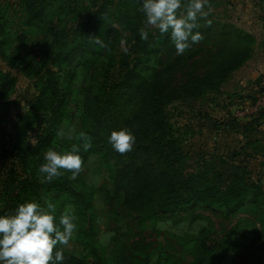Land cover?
I'll return each mask as SVG.
<instances>
[{"label":"rangeland","instance_id":"374dc122","mask_svg":"<svg viewBox=\"0 0 264 264\" xmlns=\"http://www.w3.org/2000/svg\"><path fill=\"white\" fill-rule=\"evenodd\" d=\"M38 1L40 6H46V18L41 22L27 24L21 0H0V15L3 18L0 85L7 76L14 79V87L8 89L7 98L9 101L17 100L20 104L18 108L0 110V214L8 199L14 197L20 189V183H28L32 178L35 183L44 184L41 188L44 193L36 197L28 193L30 200L42 206L50 201L56 205L57 210L64 207L62 198L56 197V187L61 182L59 177L47 183H42L39 178L38 166L43 160V153L53 147L58 151L65 149L59 146L63 142L71 144L76 134L83 131L80 114L84 90L91 85L96 75L99 78L105 75L107 62L104 60L111 57L121 60L127 56L133 61L138 57L131 46L133 28L130 30L126 27V24L138 25L144 22L137 2ZM231 3H236V7L231 6ZM62 7L65 10L60 12ZM97 10L102 11L92 19L94 24H101L97 33L92 28L73 33L71 20L87 23V16H91L88 14L96 15ZM205 11L208 15L199 22L198 29L205 38L182 54L187 57V67L181 71L185 74L177 79L213 73L210 64L218 39L204 33L210 24L222 25L226 30L228 27L235 28L248 35L252 41L251 53L248 60L235 69L217 90L205 89L196 99L173 101L165 106L166 121L170 133L176 138L181 155V179L194 175L198 179L197 186L210 185L223 189L234 175L248 184L260 187L262 190L256 202H264V0L259 3L255 0H209ZM64 22L67 40H74V43L79 44V49L77 52L69 49L62 64L51 56L42 72L47 70V75L61 73L70 69L76 60H81V63L78 65L79 73L74 78L73 94L69 98L64 117L55 127L53 143L38 153L33 150L36 136L41 130L42 133L46 132L44 130L49 126L50 117L46 108L38 107L34 102L39 81L37 78L25 77L18 69L10 68L2 54L6 53L9 59L19 54L25 59L39 60L49 38L45 30L52 25H58L60 29L64 27ZM144 27L149 34L161 35L151 26L144 24ZM106 28L117 30L119 35L115 43L108 44L107 49H101L90 42L91 35L104 40ZM157 48V44L150 48L153 50V55L148 56L151 60L143 58L149 72L159 71L167 63L169 54L177 55L168 37L163 49L156 52ZM201 49L207 53H199ZM202 55L208 59L200 63L197 58ZM192 61L196 66H191ZM31 71L35 72V69ZM146 74L148 72L141 77ZM108 76V80H119L115 70ZM135 98L134 91L121 97L123 100L132 99V102ZM20 116L26 120L18 126L20 128L17 132L18 128L14 129V126ZM17 152L27 154L24 161L16 158L14 154ZM87 154L82 159L78 181L79 191L89 203V209L82 212V219L76 217L77 228L69 245L60 246L65 253L76 256L83 254V247L75 240L76 232L91 225L104 264H116L122 245L128 244L134 254L136 251L133 246L144 242L150 245L152 254L149 261L152 264H163L165 256L170 257L166 264H194L196 256L199 258L196 245L200 239L208 247L203 264H264L263 217L256 204L249 203L250 197L238 208L232 201L224 200L210 209L197 203L185 211L157 212L153 216L144 217L146 220L141 222H135L132 216H128L125 220L133 229L130 233L120 228L119 220L125 215L123 210L117 207V213L110 212L113 206L110 200L116 197L117 182L112 178L111 171L106 170L105 162L98 152L90 150ZM7 182H10L8 188L5 187ZM69 210L72 211L69 205L63 208V211ZM133 254H127V264L145 263L143 252L137 256Z\"/></svg>","mask_w":264,"mask_h":264},{"label":"trees","instance_id":"16d2710c","mask_svg":"<svg viewBox=\"0 0 264 264\" xmlns=\"http://www.w3.org/2000/svg\"><path fill=\"white\" fill-rule=\"evenodd\" d=\"M133 1L136 4L137 0ZM21 3L27 24L44 21L47 15L46 6H40L38 0H21ZM137 5H139L138 2ZM62 10L65 8L62 7L60 12ZM95 13L96 15L88 14L91 16H87V23L79 22L76 19L71 20L73 33L88 31L91 28L94 33H97L101 24L99 22L94 24L92 19L102 11L97 10ZM2 19L0 15V37L3 34ZM142 26H144V22H140L138 25L126 24L127 29L133 28L134 36L131 46L138 57L133 61H130L127 56L121 60L112 59V57L104 60L107 62L105 75L102 78L96 75L92 79L91 85L84 90L80 120L83 131L88 132L92 138L91 147L87 150L90 149L100 154L105 162L106 170L111 171L112 178L118 184L115 188L116 197L110 200L113 202L110 212L117 213V207L119 210H123L125 215L119 220L120 228L127 229V232L131 233L133 229L125 220L128 216H132V220L135 222H141L146 220L144 217L153 216L157 212L185 211L197 203H202L210 209L220 205L224 200L232 201L238 208L244 204L247 197H250L249 203L256 204L257 209L261 211L263 217L261 222L264 225V202H256L257 195L262 190L260 187L248 184L234 175L223 189L210 185L197 186L198 179L194 175H189L185 180L181 179V155L178 151L176 138L170 133L164 111L165 106L173 101L196 99L205 89L217 90L235 69L248 60L251 53V39L235 28L228 27L226 30L222 25L210 24L204 33L208 34V37L218 39V46L215 47L210 64L213 73L177 79L185 74L181 71L187 67V57L169 54L167 63L159 71L149 72L143 58L150 54L153 55V50L150 48H154L156 44L158 46L156 52L162 50L167 37L149 34L147 41L142 40L138 31ZM66 30L65 22L64 27L60 29H58V25H52L45 30L49 38L45 42L42 56L37 61L25 59L19 54L9 59L6 53L2 54L10 68L18 69L25 77L37 78L39 81L38 84L35 80L39 87L34 94L35 100H33L38 107L46 108L50 117L48 119L49 126L44 130L46 132L42 133L43 130H41L36 136L33 150L38 153L52 145L55 127L64 117V111L70 102L69 98L73 94L74 78L79 73L78 65L81 60H76L70 69L61 73L47 75V70L42 72L51 56H53V60L56 59L62 64L69 49L73 52L78 51L79 44L74 43V40H67ZM118 35L117 30L106 28L103 36L104 41L107 44L115 43L117 41L115 38ZM205 52L201 49L199 53ZM148 58L151 60V57ZM206 59L208 58L203 55L197 58L200 63ZM191 66H196L194 61ZM32 68L35 69V72L31 71ZM112 70L119 74L118 81L108 80V75ZM145 72L148 74L141 77ZM5 78L6 80L2 79L3 84L0 85V110L8 111L11 107L18 108L20 104L17 100H8L7 91L14 87V79H9L8 76ZM47 82L48 84L45 85ZM130 91H134L136 97L133 102L132 99H121ZM108 110L110 111L105 116ZM25 120L26 118L23 119L20 116L14 129L21 126ZM19 128L16 129L17 132ZM119 128H127L136 135V144L133 150L124 154L116 152L107 142L109 131ZM73 143L79 144L80 142L75 139L71 141V144ZM71 144L63 142L59 147L69 148ZM85 151L81 148L79 154L82 159L89 155L87 154L89 151L87 153ZM20 152L14 155L24 161L27 154L23 153L22 155ZM69 174V172H65L60 176L61 182H58L56 187V197L62 198L64 203V207L58 208L56 211L57 220L67 205L71 207L79 220L82 219V212L89 209V203L79 191L78 177L73 180L70 179ZM9 185L10 182H7L5 187L8 188ZM42 186L44 184L35 183L34 178L23 185L20 183V189L14 197L8 199L1 214L11 213L19 203L26 199L30 200L27 196L28 193H31L33 197L42 196L44 193L41 190ZM93 229L89 225L77 230L75 240L83 247V254L76 256L64 252V264H104L98 252L100 247L98 248V243L94 239ZM196 247L199 250V258L196 256L194 264H203L208 247L203 239L197 242ZM133 248L136 251L134 254L128 244L122 245L115 263L127 264L125 262L127 254L129 256L132 253L137 256L143 252L146 257L144 264H152L149 261L152 252L148 243H136ZM169 260L170 257L165 256L163 264Z\"/></svg>","mask_w":264,"mask_h":264},{"label":"clouds","instance_id":"9594fccd","mask_svg":"<svg viewBox=\"0 0 264 264\" xmlns=\"http://www.w3.org/2000/svg\"><path fill=\"white\" fill-rule=\"evenodd\" d=\"M138 11L144 16V24L167 35L176 54L182 55L192 45L204 39L199 29V20L208 13L205 8L209 0H137ZM140 38L147 41L149 31L142 26L138 29ZM90 42L101 49L108 44L96 35ZM127 51V49H125ZM71 138V137H70ZM69 148H49L43 153L38 166L42 183L70 173L75 180L82 171L81 148L91 147V136L80 131ZM112 148L124 154L133 150L136 135L127 128L112 129L107 136ZM56 205L46 201L41 205L35 200L19 203L11 213L0 214V264H64L63 247L69 245L76 231V216L72 211H63L56 217Z\"/></svg>","mask_w":264,"mask_h":264},{"label":"crops","instance_id":"0c3cea01","mask_svg":"<svg viewBox=\"0 0 264 264\" xmlns=\"http://www.w3.org/2000/svg\"><path fill=\"white\" fill-rule=\"evenodd\" d=\"M235 4H236V3H235ZM235 4H232V3H231L230 5H231V6L233 5L234 7H236ZM247 4H248V2L246 3V5H247Z\"/></svg>","mask_w":264,"mask_h":264},{"label":"built area","instance_id":"2783aa9c","mask_svg":"<svg viewBox=\"0 0 264 264\" xmlns=\"http://www.w3.org/2000/svg\"><path fill=\"white\" fill-rule=\"evenodd\" d=\"M257 3L261 2V0H255Z\"/></svg>","mask_w":264,"mask_h":264}]
</instances>
